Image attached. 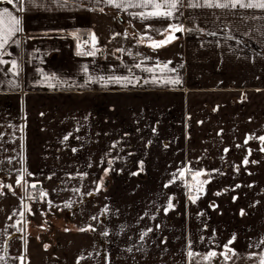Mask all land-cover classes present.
<instances>
[{"label": "crops", "instance_id": "1", "mask_svg": "<svg viewBox=\"0 0 264 264\" xmlns=\"http://www.w3.org/2000/svg\"><path fill=\"white\" fill-rule=\"evenodd\" d=\"M160 2L0 0V264L264 261V9Z\"/></svg>", "mask_w": 264, "mask_h": 264}, {"label": "snow or ice", "instance_id": "2", "mask_svg": "<svg viewBox=\"0 0 264 264\" xmlns=\"http://www.w3.org/2000/svg\"><path fill=\"white\" fill-rule=\"evenodd\" d=\"M9 3H12L13 0H8ZM109 3H112L113 0H108ZM180 3V0H161L160 3H153V4H149V3H143V4H132L129 3L128 6L131 7H153L157 10L163 8L164 11L163 12H157L155 14H159V15H164L166 14L167 16H171L172 12L170 11L171 9H177L178 5ZM117 8L123 7L124 5L121 3H115L114 5ZM192 6H197V5H192ZM203 6V5H201ZM208 7H220V8H224V7H229V4H225V3H208L207 4ZM242 7V8H259V9H264V0H233V2L231 3V7L235 8V7ZM3 16H7L10 17V23L8 24L7 28H4V19L3 17H0V48H3L5 46V44L8 43V40L10 39V37L16 33L19 32L21 29L19 28V24L20 21L14 17H11V14L8 12H5L3 14ZM177 30H181L179 28H177ZM169 39H171V37H169ZM15 42V41H14ZM159 46V45H156ZM0 63H3V61H0ZM12 67L16 68L17 65L15 62H12ZM174 83H179V80L174 81ZM65 139H67V137H65ZM262 140H264V137H261ZM245 163H247V161H245ZM181 175H183V173H181ZM32 187H35V185H32ZM43 195V193H42ZM169 208L172 207L171 204L168 205ZM191 255V253H190ZM210 255H215V253H211ZM262 264H264V261H262Z\"/></svg>", "mask_w": 264, "mask_h": 264}, {"label": "water", "instance_id": "3", "mask_svg": "<svg viewBox=\"0 0 264 264\" xmlns=\"http://www.w3.org/2000/svg\"><path fill=\"white\" fill-rule=\"evenodd\" d=\"M117 21L121 24V25H124L125 22L124 20L121 18V16H117L116 17ZM181 31L180 30H176L174 31L170 36H168L167 38H165L163 41H160V42H157V43H154V44H148L147 46L148 47H151L153 49L155 48H161V47H165L175 41H177L178 39L181 38ZM134 38H136L135 35H133ZM169 37H171V39H169ZM156 45H159V46H156Z\"/></svg>", "mask_w": 264, "mask_h": 264}, {"label": "built area", "instance_id": "4", "mask_svg": "<svg viewBox=\"0 0 264 264\" xmlns=\"http://www.w3.org/2000/svg\"><path fill=\"white\" fill-rule=\"evenodd\" d=\"M82 43V46H85L86 45V42H85V40H83V41H81ZM25 182V180L23 179V183ZM41 196L40 195H35L34 197H33V203L34 204H38L40 201H41Z\"/></svg>", "mask_w": 264, "mask_h": 264}, {"label": "rangeland", "instance_id": "5", "mask_svg": "<svg viewBox=\"0 0 264 264\" xmlns=\"http://www.w3.org/2000/svg\"><path fill=\"white\" fill-rule=\"evenodd\" d=\"M23 227H24V231H26V232H29L31 230V228H30V222H29L28 219H26V217L23 220Z\"/></svg>", "mask_w": 264, "mask_h": 264}, {"label": "trees", "instance_id": "6", "mask_svg": "<svg viewBox=\"0 0 264 264\" xmlns=\"http://www.w3.org/2000/svg\"><path fill=\"white\" fill-rule=\"evenodd\" d=\"M158 42H160V41H158ZM139 43L142 44V45H146V46H147L148 44H154V43L143 42V41H140V40H139ZM73 231H77V232H78L79 230H78L77 228H76V229L73 228Z\"/></svg>", "mask_w": 264, "mask_h": 264}]
</instances>
